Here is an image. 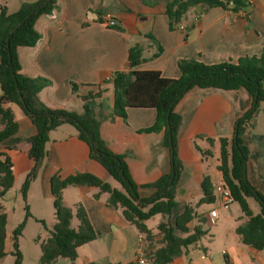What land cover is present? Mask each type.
Here are the masks:
<instances>
[{
  "label": "crops",
  "instance_id": "1",
  "mask_svg": "<svg viewBox=\"0 0 264 264\" xmlns=\"http://www.w3.org/2000/svg\"><path fill=\"white\" fill-rule=\"evenodd\" d=\"M16 2L20 4L21 0ZM167 3L168 0H56L52 11L39 15L34 22L39 34L37 42L17 48L20 73L46 80L37 96L50 108L82 113V96L101 90L99 101L108 114L113 103L110 78L114 72L129 68L128 49L134 44L143 46L145 57L156 51L157 43L162 47L158 56L148 58L138 69L158 70L166 78L179 77L181 59L213 64L236 62L242 56L264 52V0H249L248 7L237 11L215 6L201 8L197 15L189 10L174 28H170L165 13ZM142 16L148 19L140 24ZM109 18L114 25L105 22ZM252 102V95L244 88L195 86L175 104L174 111L181 116L177 143L183 166L177 185L180 204L196 205L202 197L200 183L205 174L212 181L221 177L217 168L220 138L230 143L236 121L250 110ZM9 106L18 131L0 143V151L10 158L15 178L33 167L27 138L35 134L36 128L17 105ZM155 117L154 108H128L125 118L108 115L100 123L101 138L113 153L123 156L139 186V195L144 197L155 192L154 187L144 185L158 180L171 166L170 151L163 143L164 131H142L153 124ZM242 138L248 147L247 178L264 196V101ZM76 172H91L104 180L111 177L90 158L88 144L75 129L59 126L50 132L47 157L33 181L38 183L36 191L44 198L46 211L49 201L53 202L50 177L58 173L64 178ZM97 192L95 187L73 185L63 190L66 206L74 211L82 204L98 235L79 246L75 258L59 257L53 264H134L141 246L139 232L124 219L120 208L107 204V193L95 197ZM66 193H71L73 207ZM4 196L0 201L6 213ZM214 203L218 204V199ZM245 220L242 212L238 216H219L214 223L207 220V233L169 264H264V247L243 244L235 231ZM194 223L193 220L189 226ZM6 234L5 250L10 253L7 229ZM145 264H152L147 256Z\"/></svg>",
  "mask_w": 264,
  "mask_h": 264
},
{
  "label": "trees",
  "instance_id": "2",
  "mask_svg": "<svg viewBox=\"0 0 264 264\" xmlns=\"http://www.w3.org/2000/svg\"><path fill=\"white\" fill-rule=\"evenodd\" d=\"M55 3L56 0H21L19 8L11 13L7 12L5 6L0 5V143L18 131L17 121L9 106L15 104L36 128L35 134L27 138L28 155L33 160V167L26 176L24 189L37 177L47 157L50 132L63 124L74 127L77 136L88 144L90 158L99 162L119 186H112L91 172H76L64 178L58 173L53 174L50 177V190L56 222L40 243L37 264H53L59 257L73 259L79 246L92 241L98 235L82 204L79 203L74 211L66 206L63 190L69 185L95 187L98 189L95 197L107 193V204L120 208L124 219L142 235L141 248L152 264H169L207 233L204 228L206 214L202 212L199 216L197 207L214 203L217 199L209 174L202 178V197L196 205L185 204L182 211L174 217L173 223L159 222L156 231L146 224L156 214L170 215L178 203L177 185L183 167L177 154L181 116L174 111V106L195 86L225 90L244 88L252 95V106L236 121L230 143L225 137L220 138V163L217 168L246 218L235 229L240 241L256 249L263 248L264 196L247 178L248 147L242 134L259 112L260 102L264 101V52L260 55L242 56L236 62L213 64L196 59H181L178 62L179 77L166 78L158 70L138 69L148 58L158 56L162 47L157 43L156 51L145 57L143 46L134 44L128 49L129 68L114 72L110 78L113 89L110 113H105L103 103L99 101L101 90L82 96L85 101L82 113L50 108L37 96L46 80L30 78L20 73L17 48L32 46L37 42L39 34L34 28V22L39 15L50 13ZM198 5L202 10L220 6L226 10L237 11L248 7L249 0H168L165 13L169 17L170 28L176 27L189 10L200 14L201 11L196 10ZM149 37L154 40V37ZM73 89L75 90V85ZM128 108L156 110L153 124L142 131L163 130V143L170 151L169 172L155 182L144 185L155 188V192L146 197L139 195V186L132 179L123 156L113 153L100 135V123L103 119L108 115L125 118ZM11 166L8 155L0 151V198L13 186L14 174ZM247 197H253L258 202V213H253ZM74 216L78 221L75 228L71 226ZM193 220L195 223L189 226ZM6 223L7 215L0 201V260L8 253L5 250ZM23 226V222L16 226L10 236L13 253L16 255L14 264L21 263L18 237Z\"/></svg>",
  "mask_w": 264,
  "mask_h": 264
},
{
  "label": "rangeland",
  "instance_id": "3",
  "mask_svg": "<svg viewBox=\"0 0 264 264\" xmlns=\"http://www.w3.org/2000/svg\"><path fill=\"white\" fill-rule=\"evenodd\" d=\"M17 3L16 0H0V5L5 6L8 13L14 12L19 8L20 4ZM61 126H67L74 129V127L68 124H63ZM29 171L24 174H16L13 186L6 191L4 196V205L7 213L6 229L9 236L8 241H10L13 229L20 223H24L21 234L18 237V250L21 254L20 264L38 263L40 256V243L48 236V231L53 228V225L56 222L53 202L49 201V210L46 211L44 209V198L38 191H36L38 183H34L35 185L33 184V181L39 176V174L36 178L31 180L26 189H24V181ZM105 181L109 182L112 186H119L111 177L107 178ZM66 196L69 199L71 207H73L70 200L72 199L71 193H66ZM247 201L252 211L258 213L260 209L258 202L253 197H247ZM182 209L183 205L178 202L170 215L164 216L156 214L147 220V225L157 230V224L159 222H166L168 224L173 223L174 217L179 214ZM212 209H216L221 217L238 216L239 213L242 212L239 204L235 201L232 202L227 209L221 208L217 203L204 204L199 207L197 212L200 216L202 212H209ZM72 226L74 228L77 226L75 218H73ZM206 228H208L207 225ZM8 247L11 252L7 254L0 264H14L15 262L16 255L13 253L14 249L11 246V242L8 244Z\"/></svg>",
  "mask_w": 264,
  "mask_h": 264
},
{
  "label": "built area",
  "instance_id": "4",
  "mask_svg": "<svg viewBox=\"0 0 264 264\" xmlns=\"http://www.w3.org/2000/svg\"><path fill=\"white\" fill-rule=\"evenodd\" d=\"M105 22L110 26L114 25L115 23L110 18L106 19ZM213 188H214V192L216 193L219 206L221 208L227 209L230 206V204L234 202V199L229 187L224 182L222 177L213 181ZM205 216L207 217V220H209L212 223H214L219 218V214L216 209L210 210ZM140 238H142L141 234H140ZM145 262H146V255L140 246V248L136 252V258L134 264H145Z\"/></svg>",
  "mask_w": 264,
  "mask_h": 264
},
{
  "label": "water",
  "instance_id": "5",
  "mask_svg": "<svg viewBox=\"0 0 264 264\" xmlns=\"http://www.w3.org/2000/svg\"><path fill=\"white\" fill-rule=\"evenodd\" d=\"M200 9H201V6L198 5V6L196 7V10L199 12ZM147 19H148V18H147L146 16H142V17H140V19H139L140 24L142 23L143 20H147ZM172 177H173V172H172Z\"/></svg>",
  "mask_w": 264,
  "mask_h": 264
}]
</instances>
